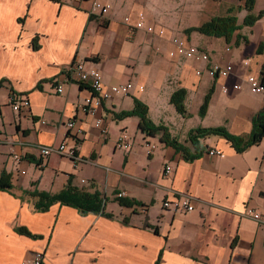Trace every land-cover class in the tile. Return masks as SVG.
Instances as JSON below:
<instances>
[{
	"label": "crops",
	"instance_id": "obj_1",
	"mask_svg": "<svg viewBox=\"0 0 264 264\" xmlns=\"http://www.w3.org/2000/svg\"><path fill=\"white\" fill-rule=\"evenodd\" d=\"M98 1L110 5V11H94L90 0L78 5L72 0H0V133L5 138L0 178L7 172L12 186L0 189V264H24L35 252L45 253L44 264H264V222L246 214L252 208L264 217V140L238 152L222 135L205 136L199 139L203 152L192 160L162 142V133L148 137L139 117L116 118L133 110L138 98L148 105L152 122L162 124L189 154L196 152L191 129L224 126L232 134L250 136L253 118L264 108V99L247 81L250 75L260 77L264 65V53L257 52L264 44V17L245 26L249 11L242 0ZM261 1L256 0L252 13L264 10ZM141 12L146 27L138 29ZM231 15L238 28L229 42L186 31ZM149 25L165 28L164 34L150 33ZM237 34L248 44L241 39L237 45ZM174 38L207 51L211 64L233 65V72L214 78L207 72L210 62L173 56ZM214 39L222 44L216 46ZM78 61L87 69L100 68L108 86L136 85L129 95H115L99 109L109 127L105 137L94 117L79 111L89 91L70 74V65ZM178 88L187 90L188 115L172 122L160 110L162 105L172 110L170 97ZM14 93L29 99L30 107L15 111L9 105ZM152 103L160 106L156 119ZM71 119L72 130L66 125ZM124 131L132 139L128 151L117 146ZM63 141L77 149L79 161L56 153L42 157L40 146L57 148ZM151 143L158 147L149 154ZM214 148L222 153L209 155ZM168 165L172 172L165 174ZM70 176L85 189L95 182L101 190L100 181L105 182L107 192L101 191L109 196L107 211L114 217L83 215L60 203L37 211L26 192H60ZM118 192L146 207L119 205L114 201ZM187 196L191 212L163 206L166 199Z\"/></svg>",
	"mask_w": 264,
	"mask_h": 264
},
{
	"label": "trees",
	"instance_id": "obj_2",
	"mask_svg": "<svg viewBox=\"0 0 264 264\" xmlns=\"http://www.w3.org/2000/svg\"><path fill=\"white\" fill-rule=\"evenodd\" d=\"M244 1V7L249 11L247 17L244 19L245 26H253L256 21L260 20L264 17V10L261 11L258 15L252 13L254 8V4L256 0H242ZM236 19L234 16H220L215 17L212 20L207 21L200 27H192L186 30L188 33L192 31H196L197 33L204 34L211 37H224L226 41H230L231 35L233 32L237 30ZM241 39L244 40L246 44H248L249 40L245 37H241V35L237 34L236 44L239 45ZM259 54L264 53V44H261L257 49ZM216 78V77H215ZM261 83L264 85V65L261 69L260 74ZM3 85V81L0 82V86ZM40 86V85H39ZM83 86V85H82ZM215 91L214 86L211 88L210 92H208L205 96V101L202 107L200 108V115L204 116L207 111V107L210 105V101L212 99L213 92ZM186 95L187 90L184 88L177 89L171 94L170 102L175 106V109L182 116H187L188 111L186 109ZM134 108L133 110L122 111L120 114H116V118L125 119L127 117H139V128L142 132L147 134L148 137H155L159 133H162L161 140L162 142L173 146L177 152H180L188 158L194 160L198 158L203 152V146L200 144L199 139L205 136L211 135H222L226 140L232 143V145L238 150V152L244 151L247 147L251 145H257L264 140V108L253 118L252 124V132L248 137H243L239 135L232 134L228 132V130L224 126L217 127H198L190 130V140L194 145L196 152L193 154H189L188 150L185 146L180 143L176 138L172 137L169 131L162 126V124L153 123L152 119L149 117V108L148 105L141 101L138 98H134ZM10 175L5 172L0 178V189H11L10 184ZM73 177L70 176L65 187L57 193H52L49 191H39L38 189L27 191L26 193L33 198L34 206L37 211H46L49 210L50 207L56 203L65 204L74 208H77L80 213L83 215L94 213L98 215H103L107 217H114V214L107 211V203L109 201V196L102 192L99 186L92 182L88 189L84 187H78L73 184ZM120 192H118L116 197H114V201L117 202L121 206L134 208L135 210L138 207H146L143 202L137 201L136 199H132L128 196H118ZM22 234H26L29 236L37 237V235L32 234L26 228H17ZM158 229V228H157ZM156 229V230H157ZM160 261V259H159ZM159 263V262H158Z\"/></svg>",
	"mask_w": 264,
	"mask_h": 264
},
{
	"label": "built area",
	"instance_id": "obj_3",
	"mask_svg": "<svg viewBox=\"0 0 264 264\" xmlns=\"http://www.w3.org/2000/svg\"><path fill=\"white\" fill-rule=\"evenodd\" d=\"M86 0H72V2L76 5L84 2ZM92 3V8L94 11H99L101 14H106L110 11V5H104V3L98 0H90ZM127 21L130 18H126ZM136 28H144L146 27L145 23V15L143 12L138 13L137 21L135 24ZM147 31L150 33H158L164 34L165 28L160 27L156 28L154 25L147 26ZM175 44V49L172 52V55L180 54L182 56H186L188 58H195L196 60H201L205 62H210L211 57L207 51H204L195 45H188L186 41L180 40L179 38H174L173 40ZM70 74L74 79L81 85L87 87L89 91V96L85 98L84 102L79 105V111L82 113H86V115L94 117V126L97 127L101 134L105 137L109 134V127L105 123V118L98 115L99 109L103 107L107 101L113 99L115 95L117 96H127L130 94L131 90H134L135 84L132 81H128L122 84H114V85H106L103 79V72L100 68L87 69L84 62H74L69 67ZM207 72L212 77H228L233 72V65L227 64H211L207 68ZM201 74V71L198 72ZM252 90L261 95L264 99V85L261 83L260 77L256 75H250L247 78ZM235 87H240V85L236 84ZM139 88L142 90L144 87L141 85ZM58 93H62L64 91V85L59 84L56 88ZM30 100L21 97L18 94H12L9 98V105L15 110L18 111L21 107L29 108ZM2 110V105L0 104V112ZM66 125L72 130L75 127L74 120H68ZM5 138L3 134L0 133V143H3ZM117 146L124 150H130L132 148V139L131 135L124 131L117 139ZM150 151H153L157 148L156 143L149 144ZM77 149L75 147H70L67 141H63L59 147L55 148L54 146H40L39 152L41 153L43 158L48 157L52 153H56L63 157H68L70 160L79 161V156L77 154ZM222 151L220 149L214 148L209 150V155L213 154H221ZM14 158L17 161H21L22 156L19 154H14ZM172 166L168 165L165 168V174H169L172 172ZM24 173V172H23ZM118 196H125L124 192L118 194ZM163 206L165 209H173L175 211H193L194 206L191 203V197H178L173 199H166L163 202ZM246 214L252 216L253 219L264 222V217L262 214L255 212L252 208H248L246 210ZM45 253L43 252H35L33 256L26 259L24 264H44L45 261Z\"/></svg>",
	"mask_w": 264,
	"mask_h": 264
},
{
	"label": "rangeland",
	"instance_id": "obj_4",
	"mask_svg": "<svg viewBox=\"0 0 264 264\" xmlns=\"http://www.w3.org/2000/svg\"><path fill=\"white\" fill-rule=\"evenodd\" d=\"M262 2H264V1H261L260 2V4H262ZM184 33H186L185 32V30L183 31ZM198 35H200V36H203L204 34H199V33H197ZM213 43L214 44H216V46H219L220 44H222V41H220V40H215L214 39V41H213ZM223 43H224V47H226V41H223ZM249 48V47H248ZM172 106H171V109L172 110H170V109H165V106H163L162 105V109L160 110V112H161V116L163 115V116H165V118H168L170 121H172V122H174L175 121V119H178V121H180V120H182V115L181 114H179L178 112H177V110L175 109V106L173 105V104H171ZM155 107V105L152 103V106H151V108H152V115H153V117L156 119V113H157V111H159V107L160 106H158V108L157 109H155L154 108ZM190 122H192L191 121V119L188 121V122H186V124H189ZM157 141H158V139H157ZM145 145V144H144ZM157 145V144H156ZM157 147H158V145H157ZM150 148V147H149ZM157 149V148H156ZM155 149V150H156ZM155 150H153V151H150L149 150V154H151L152 152H154ZM160 150H162V147H160L156 152L158 153V152H161ZM156 152H155V158H154V163H156L157 162V160H158V156L160 155V153H158V155L156 154ZM153 165H155V164H153ZM86 173L85 174H88V172L87 171H85ZM101 182V184H102V187H101V190H103L104 192L106 191V187H105V182H103V181H100ZM98 185V184H97ZM107 192V191H106Z\"/></svg>",
	"mask_w": 264,
	"mask_h": 264
}]
</instances>
